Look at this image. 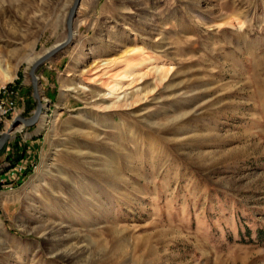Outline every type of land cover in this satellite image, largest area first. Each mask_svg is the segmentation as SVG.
Returning <instances> with one entry per match:
<instances>
[{
  "label": "rangeland",
  "instance_id": "1",
  "mask_svg": "<svg viewBox=\"0 0 264 264\" xmlns=\"http://www.w3.org/2000/svg\"><path fill=\"white\" fill-rule=\"evenodd\" d=\"M75 2L0 0V264H264V0H81L13 127Z\"/></svg>",
  "mask_w": 264,
  "mask_h": 264
},
{
  "label": "built area",
  "instance_id": "2",
  "mask_svg": "<svg viewBox=\"0 0 264 264\" xmlns=\"http://www.w3.org/2000/svg\"><path fill=\"white\" fill-rule=\"evenodd\" d=\"M17 111V102L14 98V92L9 88L3 89V96L0 97V127L7 126ZM27 167L23 163H6L0 167V191H13L16 183L25 175Z\"/></svg>",
  "mask_w": 264,
  "mask_h": 264
},
{
  "label": "water",
  "instance_id": "3",
  "mask_svg": "<svg viewBox=\"0 0 264 264\" xmlns=\"http://www.w3.org/2000/svg\"><path fill=\"white\" fill-rule=\"evenodd\" d=\"M81 0H76L72 11L70 13L69 19H68V39L60 46L53 48L44 58H42L41 60H39L32 69L31 75L34 79V88H35V97L38 99L39 104H38V108L37 111L35 112L34 116L30 119V120H25L24 118L20 117L18 118L14 124L13 127H15L16 125H18L19 123H23L25 126H32L34 125L39 119L40 116L43 112V105L40 101L39 95H38V84H39V80L36 77V71L40 68L41 65H43L44 63H46L47 61H49L52 57H54L57 53H59L61 50H63L64 48H66L72 41L73 39V21L77 12V9L80 5ZM11 132L3 134L0 138V150L7 144V142L10 140Z\"/></svg>",
  "mask_w": 264,
  "mask_h": 264
},
{
  "label": "bare ground",
  "instance_id": "4",
  "mask_svg": "<svg viewBox=\"0 0 264 264\" xmlns=\"http://www.w3.org/2000/svg\"><path fill=\"white\" fill-rule=\"evenodd\" d=\"M63 44V43H62ZM62 44H58L56 47H58V46H60V45H62ZM55 48V47H54ZM50 51H48V52H46V53H44L43 55H40V56H38V57H35L34 59H30L29 61H30V64L31 65H34L40 58H42V57H44V56H46L48 53H49ZM139 52H140V49H137V50H135V51H133V55H131L130 56V65L126 68V71H125V74L126 75H124V76H126L127 77V75L129 74V72H131V71H133V69H135V67L136 66H139V65H141L142 64V62L144 61V60H146V58L145 57H143L141 54H139ZM149 56V55H148ZM128 60V59H127ZM149 63L151 62V60L150 61H148ZM0 71L3 73V74H5V71L3 70V66H2V61H0ZM167 73V72H166ZM166 75V74H165ZM96 77V76H95ZM98 77H99V75H98ZM97 77V78H98ZM101 77V76H100ZM95 79V78H94ZM110 79H112V78H110ZM10 80H12V77L11 76H6V78L4 79V82L3 83H1L0 84V89H1V87L4 85V83L5 82H8V81H10ZM98 80V79H97ZM101 81V80H100ZM112 83L109 81V80H107V81H104L103 83H102V85H103V88H105L107 91H109L110 93H112V94H114L116 91H117V86H118V84H113V85H111ZM70 88V87H69ZM81 89V88H80ZM82 90V89H81ZM70 91H71V89H70ZM67 92H69V91H67ZM73 92H75L74 94H76V96L77 95H82V92H80V91H78L77 90V88H75L74 89V91ZM66 95H64L63 97H65ZM108 96V94H105L104 95V97H107ZM43 179H42V173L36 178V179H34L33 181H32V184H34V183H38V182H41ZM56 227V226H55ZM52 231H55V228H52ZM52 233V232H51ZM77 247H79V246H77ZM77 247H74L72 250H68V252H66L65 253V256L66 257H71L72 255H73V253H74V249H77L78 250V248ZM73 252V253H72Z\"/></svg>",
  "mask_w": 264,
  "mask_h": 264
},
{
  "label": "crops",
  "instance_id": "5",
  "mask_svg": "<svg viewBox=\"0 0 264 264\" xmlns=\"http://www.w3.org/2000/svg\"><path fill=\"white\" fill-rule=\"evenodd\" d=\"M36 142H37V141H36ZM36 142H34V141H33L32 143H34V144H35ZM32 143H31V144H32ZM5 155H6V154H5Z\"/></svg>",
  "mask_w": 264,
  "mask_h": 264
},
{
  "label": "clouds",
  "instance_id": "6",
  "mask_svg": "<svg viewBox=\"0 0 264 264\" xmlns=\"http://www.w3.org/2000/svg\"><path fill=\"white\" fill-rule=\"evenodd\" d=\"M243 27V25H241Z\"/></svg>",
  "mask_w": 264,
  "mask_h": 264
},
{
  "label": "trees",
  "instance_id": "7",
  "mask_svg": "<svg viewBox=\"0 0 264 264\" xmlns=\"http://www.w3.org/2000/svg\"><path fill=\"white\" fill-rule=\"evenodd\" d=\"M26 175H27V173H26Z\"/></svg>",
  "mask_w": 264,
  "mask_h": 264
}]
</instances>
